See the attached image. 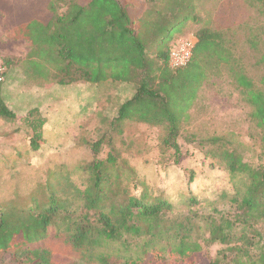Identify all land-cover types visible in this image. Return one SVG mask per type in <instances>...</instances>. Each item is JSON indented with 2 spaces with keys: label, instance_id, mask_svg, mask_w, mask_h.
I'll return each mask as SVG.
<instances>
[{
  "label": "trees",
  "instance_id": "16d2710c",
  "mask_svg": "<svg viewBox=\"0 0 264 264\" xmlns=\"http://www.w3.org/2000/svg\"><path fill=\"white\" fill-rule=\"evenodd\" d=\"M45 1V8L41 9L27 0H0L11 30L9 36L26 39L29 54L46 60L44 69L34 67L33 72L41 76L45 73L59 84H99L111 76H115V84L132 83L135 92L121 104L118 120L136 117L140 121L166 123L165 143L180 156V124L182 119L191 117L189 110L207 77L203 58L209 53L207 59L228 63L245 100L253 107L264 154V0H242L249 14L253 10L258 13L256 23L249 17L222 23L218 15L208 16L207 25L197 32L198 41L190 60L180 67L170 64V39L173 31L186 22H202L206 11L202 1ZM239 30L246 33L243 41L236 38ZM241 44L248 46L257 66L262 68L258 82L248 75L230 49L231 45ZM38 112L31 110L26 119L33 130L30 144L34 150L44 143L45 119L34 117ZM15 116L0 91V117ZM190 138L195 141L196 135ZM219 140L222 138L213 137L212 143L218 144ZM223 155L229 171L243 175L245 190H237L233 197L239 210L235 220L223 216L207 221L208 242L227 246L234 242L232 250L236 252L234 262L218 256L210 264H264V249L257 258L250 251L260 243L258 236L262 237L255 227L264 222V163L253 166L234 150L224 149ZM116 166V158L109 156L105 160L95 158L83 167L90 185L84 191L88 211L81 215L49 188L45 190V200H33L27 207L3 206L0 256L9 255L10 264H63L45 246L47 240L58 238L78 250H89L104 240H119L127 234L143 239L137 241V255L124 261L102 259L98 264H197L204 254L203 246L199 240L191 239L194 226L187 222L190 219L169 217L167 212L172 205L167 200L145 201L146 195L137 198L126 188L121 189V177L110 172ZM120 192L127 195L126 202H114L107 210L102 202ZM237 224L244 227L241 233L235 232Z\"/></svg>",
  "mask_w": 264,
  "mask_h": 264
},
{
  "label": "rangeland",
  "instance_id": "374dc122",
  "mask_svg": "<svg viewBox=\"0 0 264 264\" xmlns=\"http://www.w3.org/2000/svg\"><path fill=\"white\" fill-rule=\"evenodd\" d=\"M199 1L206 9L202 22L188 21L172 33L173 67L184 66L190 60L192 51L184 64H176L185 51L193 50L197 32L207 25L208 16L218 15L222 23H233L237 17L241 20L249 17L252 23L258 20V13L253 10V16L249 14L242 0ZM45 2L27 0L41 9L45 8ZM6 20L7 15L0 8V58L7 65L0 91L5 104L16 115L12 119L0 117V209L27 207L33 200H45V190L49 188L81 215L88 211L84 191L90 185L83 167L95 158L105 160L112 156L117 166L110 172L121 177V189L126 188L137 198L146 195L145 201L167 200L172 205L167 212L169 217L190 219L187 222L194 226L191 239L199 240L203 246L204 254L197 264H210L218 256L234 262V242L229 246L208 242L207 221L223 216L235 220L239 210L233 197L237 190H245L243 175L229 171L223 150L236 151L253 166L264 163V154L253 107L245 100L228 63L207 59L209 53L204 56L207 77L189 110L191 117L181 121L177 138L181 155L177 156L165 143L166 123L145 122L136 117L118 120L120 106L133 97L135 85L115 84V76L99 84L83 81L59 84L45 73L38 75L33 72L34 67L44 69L46 60L29 54L26 39H11ZM245 34L239 30L236 38L243 41ZM230 49L248 75L258 82L263 71L248 46L231 45ZM33 109L39 111L34 117L45 119L44 143L39 150L31 147L33 130L26 122ZM192 134L196 135L195 141L190 138ZM216 136L222 138L218 144L212 143ZM126 198L125 193L112 194L102 205L108 210L109 205L124 203ZM237 225L235 232L241 233L244 227ZM255 228L262 234L257 238L260 243L250 248L257 258L264 249V222H258ZM142 240L126 234L119 240H104L89 250H78L55 238L47 240L45 246L63 264H98L102 259L124 261L137 255V245ZM0 264H10V256H0Z\"/></svg>",
  "mask_w": 264,
  "mask_h": 264
},
{
  "label": "built area",
  "instance_id": "2783aa9c",
  "mask_svg": "<svg viewBox=\"0 0 264 264\" xmlns=\"http://www.w3.org/2000/svg\"><path fill=\"white\" fill-rule=\"evenodd\" d=\"M184 48H185V45L182 48V50ZM191 51H193V50L185 51V53L182 54V57L179 60H177L176 64L177 65L184 64L186 62L187 58H188L187 56H190ZM6 74H7V66H6L5 62L0 58V84L3 83L6 80Z\"/></svg>",
  "mask_w": 264,
  "mask_h": 264
},
{
  "label": "crops",
  "instance_id": "0c3cea01",
  "mask_svg": "<svg viewBox=\"0 0 264 264\" xmlns=\"http://www.w3.org/2000/svg\"><path fill=\"white\" fill-rule=\"evenodd\" d=\"M8 34H9V31H8ZM10 37V36H9ZM11 39H19V38H13V37H10Z\"/></svg>",
  "mask_w": 264,
  "mask_h": 264
}]
</instances>
